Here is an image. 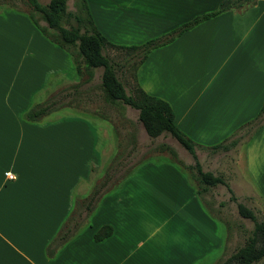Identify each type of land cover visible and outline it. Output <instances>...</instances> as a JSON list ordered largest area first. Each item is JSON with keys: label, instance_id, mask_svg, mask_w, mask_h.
Segmentation results:
<instances>
[{"label": "crops", "instance_id": "0c3cea01", "mask_svg": "<svg viewBox=\"0 0 264 264\" xmlns=\"http://www.w3.org/2000/svg\"><path fill=\"white\" fill-rule=\"evenodd\" d=\"M86 1L94 25L107 40L131 47L216 10L223 0ZM21 22L36 54L32 63L11 71L18 72L19 86L18 90L13 86L5 97L0 75V264H189V256L179 258L177 245L175 251L168 247L163 258L161 252L145 249L143 240L132 241L136 214L131 209V194H104L103 189L93 205L84 203L99 185L100 158L105 161L119 150L115 129L94 131L83 125L88 124L84 120L77 125L60 117L26 120L30 108L22 98L24 93L33 98L41 91L49 99L63 92L61 97L70 99L68 90L81 85L82 75L78 79L73 68L70 78L58 76L66 67L61 64L65 56L50 48L35 32L33 22L27 18ZM39 50L45 58L49 56L45 59L49 65L39 63ZM136 83L170 104L177 127L195 143V151L218 156L233 153L232 170L240 171L243 183L264 201V0L218 15L155 49L137 67ZM63 109L77 112L67 106ZM134 121L138 130L129 132V137L134 139L131 148L135 151L141 137L170 139L172 145L165 142L159 147L169 146L179 160L186 151L190 156L185 164H193V156L173 137L151 139L139 122L138 111ZM237 139L236 147L213 152L215 146ZM157 151L180 167V171L175 168L177 177L170 184L180 192L176 195L191 197L196 210V183L190 171L169 151ZM8 172L16 178L9 180ZM73 218L72 224H84L81 232L52 248L50 255V244L65 221ZM106 226L112 228L111 235L96 241V233ZM220 244L225 247V242ZM191 259L195 264L193 254Z\"/></svg>", "mask_w": 264, "mask_h": 264}, {"label": "rangeland", "instance_id": "374dc122", "mask_svg": "<svg viewBox=\"0 0 264 264\" xmlns=\"http://www.w3.org/2000/svg\"><path fill=\"white\" fill-rule=\"evenodd\" d=\"M39 1L44 5L50 2V0ZM67 6L68 11L73 15L84 16L80 0H68ZM30 12L26 0L0 1V67L2 68L0 75L3 82L4 97L10 95L13 86H15L13 90H18V72L11 71L19 69L23 65L26 66L35 60L33 54H36V49L30 45L27 31L21 22L22 18H27L33 22L30 18ZM35 16L40 20L42 26H46L40 14L35 13ZM63 26L66 28L77 27L81 33L89 28L88 25L77 23L74 17L65 19ZM34 30L38 32L41 38L50 43L52 50L58 49L65 56V61L61 64L66 67L61 69L58 76H68L69 78L73 76L70 72L75 68V63L69 52L57 47L50 39L40 33L35 25ZM144 43L146 42L142 44ZM41 52L42 50H39L37 54L40 55L37 58L39 63L49 65L50 62H47L49 56L45 54V58L44 54H40ZM104 54L116 66L118 76L125 85L127 93L132 94L137 86L138 60L132 59L119 49L107 48ZM74 74L80 79L76 70ZM102 74V68L95 69L93 79L88 84H84L82 89L76 91L72 88L70 91L68 90L71 97L65 99L64 103L69 101L67 107L76 108L78 113L65 112L62 108L53 112L52 117H45L44 120L50 118L49 121H53V119L60 117V119H66L71 121L69 123L77 125L84 123L82 122L84 120L88 124L83 125L94 131L97 128L109 131L115 129L118 133L119 150L107 156L105 161L100 158L97 177L99 184H105L104 194L118 192L131 194V209L136 214L131 227L135 231L132 233L133 242L143 240L146 245L145 249L156 253L161 252L163 258L167 257L168 247L175 251L177 245L176 250L179 253V258L185 257L186 260L189 256L187 258L189 264L192 262V254L196 258L195 264H219L224 261L244 245L255 225L254 221L240 216L238 204L242 203L252 209L258 221L264 220V201L248 184H244L245 181H243L240 171L234 173V169L232 170L234 154L210 155L202 149H196L198 161L204 171H212L216 176L222 175L230 185L237 201L231 200V193L227 187L219 185L210 188L202 196L196 193V210H194V202L191 197L183 198L181 195H176V192H180L170 184L177 177L175 168L180 171L178 164L167 155H157L159 145L167 142L170 146L172 141L170 139L150 141L148 137L144 136V138H139L138 143L134 145L137 146L135 147L136 151L134 147L131 148L134 139L129 137V134L138 130L134 125L137 111L122 102H109L105 99L101 88ZM19 75L21 77L23 72ZM87 78L88 76L83 74L81 83H84ZM13 94L15 93L13 92ZM22 98L28 105L26 107L30 108H28L29 110L48 99L41 91L35 94L33 98L28 93H24ZM72 118L79 120H75L74 123ZM183 151L185 150L183 149ZM188 156L190 155L186 151L185 153L182 152L181 162L184 166H194L195 160H193L192 165L185 164L184 160L187 161ZM226 166L228 167L227 170H225ZM195 172L192 170L190 173L194 175ZM187 173L186 175H188ZM232 181L235 184H231ZM195 183L198 191L197 182L195 181ZM67 221L68 219L65 222ZM83 226L84 224L79 226L73 237L81 232ZM224 242L225 247L220 244H224ZM160 247L162 248L159 249ZM256 264H264V261Z\"/></svg>", "mask_w": 264, "mask_h": 264}, {"label": "trees", "instance_id": "16d2710c", "mask_svg": "<svg viewBox=\"0 0 264 264\" xmlns=\"http://www.w3.org/2000/svg\"><path fill=\"white\" fill-rule=\"evenodd\" d=\"M0 1L5 2L14 0ZM80 1L84 16H75L69 12L67 6L68 0H50L46 5L40 3L39 0H26L30 7V18L34 25L45 37L50 39L52 43L69 52L74 60L75 68L79 75L83 76V74H86L88 76L84 83L73 86V88L78 89L84 84L89 83L94 77V70L102 68L101 88L107 101L122 102L124 105L137 110L139 112V122L143 125L147 135L151 139H156L162 135L171 136L193 156L195 165L186 166V168L190 172L192 170L196 171L192 177L197 182L198 195L202 196L206 194L210 188L222 185L227 187L228 191L231 193V200L236 202L237 198L222 175L216 176L212 172L204 171L195 152V143L177 127L175 114L170 104L159 97L146 93L138 84L132 94H128L125 85L118 76L116 66L104 54V51L107 48L122 50L132 59L136 58L139 66L144 63L152 51L170 44L184 32L218 15L231 10L247 7L259 0H223L216 10L197 15L189 22L159 38L149 40L140 46L131 47L117 46L109 42L94 25L87 1ZM35 13L41 15V19L45 21L46 26L40 24V20L36 18ZM71 17H74L79 24L88 25L89 28H87L84 33H81L80 29L77 27H64L63 21ZM62 93L63 92L58 93L49 98L46 102L38 104L33 109L29 110L25 115L26 120L30 122H39L53 112L65 106H69V103H63L64 98L61 97ZM263 113L264 108L261 115ZM239 141L240 139H237L229 144L217 145L213 148V152L228 151L236 147ZM158 150L169 151L172 157L183 165L178 159L177 153L169 146L162 145ZM104 187L105 184L102 183L96 186L84 203L88 204V206L93 205L97 201V198L100 197ZM238 212L241 217L254 221V229L244 245L219 264H256L264 261V220L258 221L255 212L242 203L238 204ZM72 221H76V218L72 220L68 219L57 238L50 244L48 248L50 249V255L54 254V251H51L52 248L63 245L75 235L80 225H77L78 222H75L77 224H72ZM111 233L112 228L106 226L96 233L95 240L102 241L110 236Z\"/></svg>", "mask_w": 264, "mask_h": 264}, {"label": "built area", "instance_id": "2783aa9c", "mask_svg": "<svg viewBox=\"0 0 264 264\" xmlns=\"http://www.w3.org/2000/svg\"><path fill=\"white\" fill-rule=\"evenodd\" d=\"M6 176L9 180H14L16 178L15 175H13L11 172H8Z\"/></svg>", "mask_w": 264, "mask_h": 264}]
</instances>
